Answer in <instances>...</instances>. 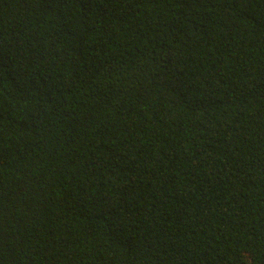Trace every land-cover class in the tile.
<instances>
[{
	"label": "trees",
	"instance_id": "16d2710c",
	"mask_svg": "<svg viewBox=\"0 0 264 264\" xmlns=\"http://www.w3.org/2000/svg\"><path fill=\"white\" fill-rule=\"evenodd\" d=\"M0 264H264V0H0Z\"/></svg>",
	"mask_w": 264,
	"mask_h": 264
}]
</instances>
